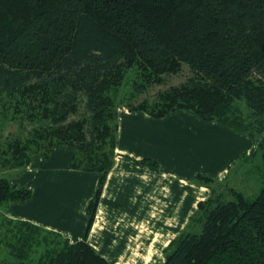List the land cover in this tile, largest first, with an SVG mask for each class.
Segmentation results:
<instances>
[{"label":"trees","instance_id":"obj_1","mask_svg":"<svg viewBox=\"0 0 264 264\" xmlns=\"http://www.w3.org/2000/svg\"><path fill=\"white\" fill-rule=\"evenodd\" d=\"M183 67L182 82L134 101ZM116 104L155 118L187 110L261 138L258 193L210 187L161 264H264V0H0V109L29 126L0 140L1 167L70 148L71 169L100 175L88 230L114 161ZM30 196L0 176V264H114L86 237L6 216Z\"/></svg>","mask_w":264,"mask_h":264},{"label":"crops","instance_id":"obj_2","mask_svg":"<svg viewBox=\"0 0 264 264\" xmlns=\"http://www.w3.org/2000/svg\"><path fill=\"white\" fill-rule=\"evenodd\" d=\"M250 141L243 133L204 122L187 110L161 119L122 111L116 143L122 155L115 157L107 174L89 230L87 205L100 175L71 169L73 152L66 147L54 148L48 158L34 157L17 171L11 184L29 189L31 196L11 203L6 216L53 230L71 242L86 237L114 264H161L164 248L196 210L198 174L214 176L228 170L249 151ZM141 159L156 165L137 163ZM203 194L207 197L209 192Z\"/></svg>","mask_w":264,"mask_h":264},{"label":"rangeland","instance_id":"obj_3","mask_svg":"<svg viewBox=\"0 0 264 264\" xmlns=\"http://www.w3.org/2000/svg\"><path fill=\"white\" fill-rule=\"evenodd\" d=\"M187 75H188V69H186V67H183L181 73L169 76L167 78V81L165 82V84L153 86L146 93L140 94L136 99H134V101L137 103V102L143 100L144 98L149 100L156 95L158 90L165 89L171 85L179 84L180 82H182L186 78ZM128 79H129V77L126 80H128ZM128 86H129V83H127L126 86L122 87L121 92L124 93L126 90H128ZM115 109H116V113H117L118 124H119V115H120V112H122V111L138 112V113L140 112V113L147 114L146 112L138 111V110L131 111L125 105H121V104H116ZM1 112L6 113V116L2 115ZM147 115H149V114H147ZM149 116L151 118H154V119H161V118L152 117L151 115H149ZM211 122H216V121H211ZM211 122H207V123H211ZM216 123H218V122H216ZM24 124H25V127L23 128L22 125H20L19 123L13 122L10 119V112L7 110H1L0 109V140L3 141L5 139H16L17 137L25 136V134L27 133V131L29 129V126L26 123H24ZM218 124H220V123H218ZM117 132H118V127H117ZM236 132H238V131H236ZM239 133H242V132H239ZM243 134H245V133H243ZM260 139H261L260 137L257 139H254V140L250 139L251 140L250 141L251 146L249 147V151L243 153V156H241L239 159H237L234 162L235 164H233L228 170H226V171L222 170L221 172H219L218 175H214V176L206 175V177H211V180L213 179V181H209L207 179H204V178H202V176L200 174H198V176H197L198 178H196L197 182H194L196 185H198V187L197 188L195 187V188L197 189V191H198V189L200 191L199 192L200 200L198 201V203L202 202L203 200H205L210 195V187L217 188L218 191H223V192H226L227 194H228L227 191L230 192V190L231 191L232 190L242 191V192H244L250 196H254L258 193V191L261 187L260 186L261 184H260L259 170H258V167L261 164L260 152L258 150V144L260 142ZM116 143H117V141H116ZM121 155L122 154H120L118 152V150L116 149V146H115L113 165H114V162L116 161L115 157L121 156ZM142 160H144V159L137 161V163L144 164V163L140 162ZM113 165H112V167H113ZM18 170L3 169V167H1V164H0V176L3 175L4 177H7L9 180H11V178H13V176L17 173ZM203 176H205V175H203ZM203 187L206 189V191L202 189ZM230 188H232V189H230ZM202 192H205V193L209 192V194L208 195L205 194V196H207V197H204V194L202 195ZM201 198H204V199L201 200ZM198 203H197L196 210L198 208ZM196 210L193 211L189 216H191L194 212H196ZM188 223L189 222L187 221L186 224L184 225V227L180 230L179 234L182 231H184L185 229H187ZM193 228L198 229V226H194ZM151 231H152L151 232V240H152V238L155 236L154 235L155 232L153 230H151ZM135 246L136 245H134V248H135ZM1 252L2 251H0V253ZM158 252H159V249H158ZM148 261H142V262L134 261V262H135V264H151V262H148ZM159 263L160 262H154L153 264H159Z\"/></svg>","mask_w":264,"mask_h":264}]
</instances>
